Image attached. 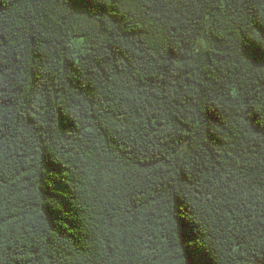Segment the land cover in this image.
Masks as SVG:
<instances>
[{"label":"trees","instance_id":"16d2710c","mask_svg":"<svg viewBox=\"0 0 264 264\" xmlns=\"http://www.w3.org/2000/svg\"><path fill=\"white\" fill-rule=\"evenodd\" d=\"M0 264H264V0H0Z\"/></svg>","mask_w":264,"mask_h":264}]
</instances>
